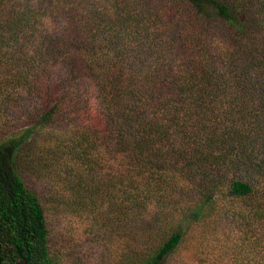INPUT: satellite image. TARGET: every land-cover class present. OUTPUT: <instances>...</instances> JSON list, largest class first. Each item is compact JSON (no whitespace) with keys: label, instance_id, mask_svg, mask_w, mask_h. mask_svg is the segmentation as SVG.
Wrapping results in <instances>:
<instances>
[{"label":"trees","instance_id":"trees-1","mask_svg":"<svg viewBox=\"0 0 264 264\" xmlns=\"http://www.w3.org/2000/svg\"><path fill=\"white\" fill-rule=\"evenodd\" d=\"M25 179L115 264L209 223L264 264V0H0V264H57Z\"/></svg>","mask_w":264,"mask_h":264},{"label":"rangeland","instance_id":"rangeland-1","mask_svg":"<svg viewBox=\"0 0 264 264\" xmlns=\"http://www.w3.org/2000/svg\"><path fill=\"white\" fill-rule=\"evenodd\" d=\"M24 182L27 189L45 202L48 247L56 255L57 264H115L113 257L125 248L123 240H115L111 232L102 234L101 223L92 218L89 221L74 217L72 209L41 181L25 179ZM219 195L215 197L219 199ZM237 233L210 223L195 226L163 264H228L224 252L229 245L238 243Z\"/></svg>","mask_w":264,"mask_h":264}]
</instances>
